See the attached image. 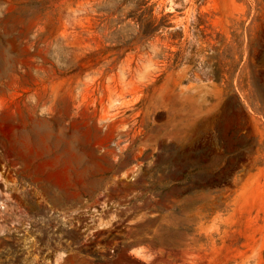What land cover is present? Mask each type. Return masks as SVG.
<instances>
[{"label": "rangeland", "instance_id": "374dc122", "mask_svg": "<svg viewBox=\"0 0 264 264\" xmlns=\"http://www.w3.org/2000/svg\"><path fill=\"white\" fill-rule=\"evenodd\" d=\"M0 264H264V1L0 0Z\"/></svg>", "mask_w": 264, "mask_h": 264}, {"label": "trees", "instance_id": "16d2710c", "mask_svg": "<svg viewBox=\"0 0 264 264\" xmlns=\"http://www.w3.org/2000/svg\"><path fill=\"white\" fill-rule=\"evenodd\" d=\"M264 1V0H263ZM138 24L141 26V27H145L146 30H145V34L147 36H150L151 34H153L156 30H158L160 28L161 25H155L154 22H152L149 18H145V17H141L139 19V22Z\"/></svg>", "mask_w": 264, "mask_h": 264}]
</instances>
